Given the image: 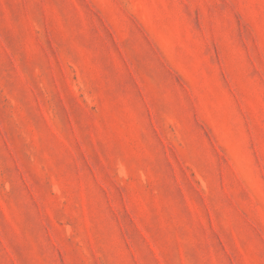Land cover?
<instances>
[{
	"label": "rangeland",
	"instance_id": "obj_1",
	"mask_svg": "<svg viewBox=\"0 0 264 264\" xmlns=\"http://www.w3.org/2000/svg\"><path fill=\"white\" fill-rule=\"evenodd\" d=\"M0 264H264V0H0Z\"/></svg>",
	"mask_w": 264,
	"mask_h": 264
}]
</instances>
